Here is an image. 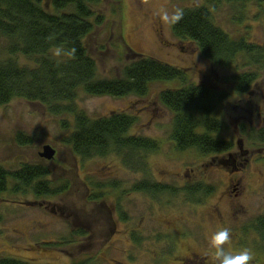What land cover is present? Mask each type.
<instances>
[{
    "label": "rangeland",
    "instance_id": "374dc122",
    "mask_svg": "<svg viewBox=\"0 0 264 264\" xmlns=\"http://www.w3.org/2000/svg\"><path fill=\"white\" fill-rule=\"evenodd\" d=\"M202 6L205 0H102L96 12L103 24L86 40L97 79L120 78L131 61L129 49L182 70L188 83L230 88L223 80L237 70H249L244 59L235 68L211 67L194 45L173 36L172 22L163 16ZM209 9L214 23L229 36L264 46V5L221 3ZM20 63L33 65L24 59ZM181 87L178 81L152 84L143 98L78 92L76 111L91 120L127 114L135 119L128 136L158 143L156 152L132 157V165L113 153L89 160L75 157L64 142L74 129L73 113L57 115L21 99L1 106L0 165L9 171L41 165L49 170L46 181L52 187L67 183L70 189L38 199L27 189L12 192L11 182L0 194V259L28 264H186L194 255L196 264H216L210 237L228 227L232 237L225 247L250 248L251 264H264V240L254 229L264 217V79L251 94L233 92L219 105L213 118L220 129L212 136L231 143L232 149L212 156L177 151L171 141L173 115L158 96ZM19 134L29 142L19 144ZM46 145L56 151L52 161L39 157ZM140 183L167 190L136 191ZM187 188L198 195L191 199ZM204 188H211V194L203 193Z\"/></svg>",
    "mask_w": 264,
    "mask_h": 264
},
{
    "label": "trees",
    "instance_id": "16d2710c",
    "mask_svg": "<svg viewBox=\"0 0 264 264\" xmlns=\"http://www.w3.org/2000/svg\"><path fill=\"white\" fill-rule=\"evenodd\" d=\"M101 1L0 0V107L21 99L57 115L73 113L74 129L64 142L75 157L89 160L113 153L125 156L126 160L156 152L158 143L128 136L135 119L127 114L112 113L91 120L76 111L73 104L78 92L116 99L143 98L152 84L178 81L183 87L164 90L158 96L159 103L173 115L171 141L176 150L192 149L201 156L229 152L231 143L212 136L220 129L213 117L230 94L249 95L264 79V46L229 36L214 23L209 7L248 2L263 6L264 0H205L206 6L185 9L182 18L172 23L173 36L194 45L211 67L235 68L244 59V67L249 70H237L235 76L223 80L230 88L219 86L218 90L203 82L188 83L182 70L138 56L128 48L131 61L122 76L98 80L96 62L88 55L86 40L103 24V16L96 12ZM20 59L33 64L32 67L21 64ZM23 139L26 137L19 134V144L29 142ZM49 176V170L41 165H24L18 171L0 165V194L9 190L11 182L12 192L27 189L38 199H51L68 190L66 185L52 187L46 181ZM135 188L151 194L162 192L144 183ZM192 190L187 188V195H198L199 191ZM203 193L211 194V188H204ZM255 223L254 229L264 240V217ZM0 264L28 263L4 258Z\"/></svg>",
    "mask_w": 264,
    "mask_h": 264
},
{
    "label": "clouds",
    "instance_id": "9594fccd",
    "mask_svg": "<svg viewBox=\"0 0 264 264\" xmlns=\"http://www.w3.org/2000/svg\"><path fill=\"white\" fill-rule=\"evenodd\" d=\"M183 13L177 11L172 16L167 12L163 13L164 19L175 23L182 18ZM232 231L228 227L215 231L210 237V246L214 250L216 264H251L254 259V252L250 248L233 251L225 246L231 241Z\"/></svg>",
    "mask_w": 264,
    "mask_h": 264
},
{
    "label": "flooded vegetation",
    "instance_id": "af4514ba",
    "mask_svg": "<svg viewBox=\"0 0 264 264\" xmlns=\"http://www.w3.org/2000/svg\"><path fill=\"white\" fill-rule=\"evenodd\" d=\"M78 158H79V159H82V158H80V157H78ZM125 161L127 162L128 165H132V164H133L132 161H131V158H130V159H126ZM81 183L84 184L83 181H81ZM140 184H143V183H140ZM64 185L68 186L67 183L64 184ZM137 186H138V185H137ZM137 186H136V187H137ZM148 186H149V185H148ZM158 186H159V185H158ZM150 187H151V188H157V189H160V190H162V192L167 190V188H164V186H160V187H154V186L152 187V186H150ZM69 189H70V186H68V190H67V191H69ZM135 189H136V188H135ZM67 191H66V192H67ZM136 191H139V190L136 189ZM140 192H142V191H140ZM149 194H151V193H149ZM156 194H158V193H156ZM188 196L192 199V196H191V195H188ZM78 221H79V223L83 226V223H82L80 220H78ZM112 232H113V231L111 230V233H112ZM193 259H194V255H191V258L188 257V259L186 260V262H185V261H184V262H185L186 264H196V261H194L195 259H194V260H193Z\"/></svg>",
    "mask_w": 264,
    "mask_h": 264
},
{
    "label": "water",
    "instance_id": "95a60500",
    "mask_svg": "<svg viewBox=\"0 0 264 264\" xmlns=\"http://www.w3.org/2000/svg\"><path fill=\"white\" fill-rule=\"evenodd\" d=\"M55 155L56 151L50 145H46L43 147V151L39 154V157L45 161H52Z\"/></svg>",
    "mask_w": 264,
    "mask_h": 264
}]
</instances>
